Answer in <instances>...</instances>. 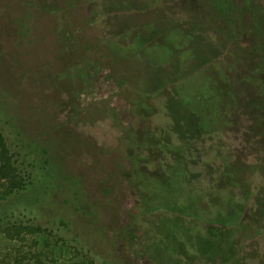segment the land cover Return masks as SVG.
Here are the masks:
<instances>
[{
  "label": "rangeland",
  "instance_id": "rangeland-1",
  "mask_svg": "<svg viewBox=\"0 0 264 264\" xmlns=\"http://www.w3.org/2000/svg\"><path fill=\"white\" fill-rule=\"evenodd\" d=\"M236 1L240 18L213 0H0V125L32 172L0 224L14 212L56 232L3 242L0 258L169 263L163 237L146 254L158 235L138 224L141 195L164 206L192 194L198 218L214 209L177 232L190 255L209 234L195 264L264 263V0ZM165 18L185 31L173 44ZM236 183L257 196L240 204Z\"/></svg>",
  "mask_w": 264,
  "mask_h": 264
},
{
  "label": "trees",
  "instance_id": "trees-1",
  "mask_svg": "<svg viewBox=\"0 0 264 264\" xmlns=\"http://www.w3.org/2000/svg\"><path fill=\"white\" fill-rule=\"evenodd\" d=\"M213 2L217 3L220 7L225 8V10H224L225 12H223V13L226 15V18H229V17L240 18L239 16L243 14V12H240L238 10V7L236 5V2H237L236 0H213ZM164 21L165 22L170 21L173 24V26H171L169 28L170 29L169 30L170 35L174 37V39H172L170 41V43L173 44L175 41H177L179 39L178 36L184 35L185 31L184 30L180 31V29H179L180 24L178 22L172 20L171 18H165ZM151 30H152V33H154V34H157V32H158V28L154 27V26L151 27ZM178 30L181 33H178ZM201 45H203V44H201ZM261 66L264 67V64ZM263 72H264V70H263ZM163 76L164 75L161 74V72L155 76V80H156L157 84H158V81H161V80L163 81V79H165ZM135 174H136V172H135ZM30 177H32V172H29L26 168H24L22 170L18 166V162L15 159V155L12 153L10 146L7 142V138H6V136L3 132V129L0 125V204L1 203L3 204L5 202L9 201L13 196L24 191L28 186V182L31 181ZM137 177H138V179H143V181H144L143 183H146L148 180L145 176L142 175V173H140V174L137 173ZM236 184H237V187L240 188V191L242 193L241 196L239 194H236V200H238V202L240 204L242 203V201L244 199H246L248 197V195H250L249 197L257 196L254 192V188L256 186L253 187V186H251L252 184L245 183L244 184L245 188H244L243 185L240 186V184H238V183H236ZM148 193L150 195H154V194H151L149 191H148ZM191 196L192 197L187 195L186 199H185V197L184 198L182 197V199H181L180 195H179V197L176 200L172 199L171 198L172 196L161 197L163 199V202L165 203L163 206V205L158 203L157 198H154V196H150V198H149L146 195H141L140 200L142 201V203H141V210L142 211L139 212L138 214H140V217L142 218V222L143 221L144 222H143V226L141 224L142 222H138V224L140 225V227H144L143 229H145V233L147 235H153V234L158 235V238L155 239L156 242L151 241L150 239L147 240V242H149V243L152 242V244L145 248L146 254H149L148 253L149 250L155 248L159 244L161 245V243H160L161 239L160 238L163 237L164 238L163 241L166 240V242L164 244H162L163 250L165 252H167L168 254H174L175 255L174 258H172L171 261H169V263L166 262V263H159V264H195L197 261L199 262V260L205 259V258H203V254H202L204 251L201 248V242L203 241V239H208L210 237L206 231H201L203 233L198 232L196 234L197 243H196V241L193 242L192 244L190 242V244L192 245V247L194 249L193 253H191L192 255H190L188 252L190 250L187 248L188 247L187 244L184 242L183 243L180 242V240L177 236V232L180 234L186 235L187 229H185V228H188L190 230V232L193 233L194 229H192V228H194V227L200 228V223L202 221H206L207 219H209L210 215H211V211L214 210V209H210L209 215L207 216L208 218L203 217V220H201L202 216L198 218L199 209H197L196 205L198 204L199 200H200V203L202 202V198H200L198 196L197 197L193 196L192 194H191ZM210 197L214 199L213 196H210ZM263 197H264V194H263ZM168 199H170L169 201H171L173 203L166 202ZM158 205H161V206H158ZM179 207L181 208V212L178 211L179 214L175 210L176 216H177L176 220L179 219L180 221H182L183 226H181V228L183 230H176L179 227H177L174 230V228H171L172 227V221H170L167 218L165 213H167V212L172 213L174 211V208H179ZM148 209H150V210L147 211ZM188 210H191V212L188 213L189 215H184L183 213L185 211L188 212ZM157 213L163 214L162 217H158V218L154 217V215ZM150 214H152V215H150ZM8 217L10 219L9 222H7L5 224H0V244H2L3 242H7V244H14V243L24 244L25 242H27V240L29 238H33V237L41 236V235L53 236L56 233L53 228H51L49 226H45V225L41 224L40 222H36V221L25 222V221L21 220L18 218V216L14 212H12V214L9 215ZM187 218L188 219L192 218V220H187ZM158 220L164 221L167 224L169 233L165 232V231H160L159 229H157L156 223ZM187 221H189V222H187ZM191 221L194 223L195 226H189L188 227V225L191 223ZM173 225H174L173 227H175V221H174ZM183 227H185V228H183ZM257 229L261 230L262 229L261 225L260 226L257 225ZM204 232H205V234H204ZM147 237H149V236H146L145 238H147ZM172 237H174V238H172ZM199 239L201 242L198 241ZM190 240H191V237H190ZM7 246H9V245H7ZM6 249L9 250V248H6ZM177 254L178 255H187L188 256L187 261L179 263L177 261V258H176ZM40 257H41V254L36 252L33 254V259L35 260V262H33L31 260H29L30 262H28V261L26 262L27 257L25 255L21 254L19 256H14L12 253H8L4 257L0 258V264H39V263H41ZM207 259H209V261H210L212 259V257H208ZM262 264H264V263H262Z\"/></svg>",
  "mask_w": 264,
  "mask_h": 264
}]
</instances>
